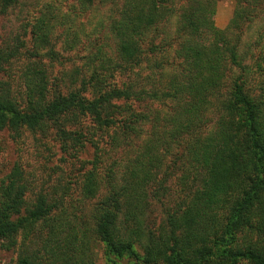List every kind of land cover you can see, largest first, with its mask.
<instances>
[{
  "label": "trees",
  "instance_id": "trees-1",
  "mask_svg": "<svg viewBox=\"0 0 264 264\" xmlns=\"http://www.w3.org/2000/svg\"><path fill=\"white\" fill-rule=\"evenodd\" d=\"M219 1L121 0L110 23L113 58L98 50L95 65L96 56H88V75L65 91L49 83L45 68L60 60L49 42L53 7L46 5L26 23L30 34L22 23L21 37L0 47V130L14 137L50 129L74 153L88 141L81 124L88 119L97 132L110 131L112 143L128 146L130 134L140 130L128 119L134 125L149 121V115L136 114L138 106L166 108L152 114L151 129L119 181L113 166L107 168L102 196L88 173L86 197L96 198L88 225L81 217L70 221L78 217L66 203L45 194L23 209L26 182L18 165L11 168L0 182V247L19 248V234L25 230L26 241L33 238L38 224L45 232L42 250L20 246L15 264H96L90 238L106 264L123 258L134 264H264V60L257 66L256 93L247 90L236 36L246 21L264 14V0H232L234 11L222 31L214 24ZM20 2L0 0V12ZM171 17L178 24L175 40L155 44L150 33ZM173 44L179 66L165 76V85L162 79L161 88L151 83L150 75L129 77L142 56L155 57V69L162 67L156 60ZM15 63L22 68L18 77L10 71ZM230 66L236 72L225 84ZM115 72L127 80L116 85ZM213 109L214 129L204 133V115ZM92 146L98 150L101 142ZM157 203L162 218L153 230L151 206Z\"/></svg>",
  "mask_w": 264,
  "mask_h": 264
},
{
  "label": "rangeland",
  "instance_id": "rangeland-1",
  "mask_svg": "<svg viewBox=\"0 0 264 264\" xmlns=\"http://www.w3.org/2000/svg\"><path fill=\"white\" fill-rule=\"evenodd\" d=\"M121 0H21L20 4L12 10L5 13L0 12V47L6 44H13L14 40L23 33V26H26V32L30 27L32 20L43 11L46 5L54 8L52 13L51 33L49 42L51 47L57 52L59 62L46 63L47 75L49 83L57 84L65 91V88L71 86L74 79L87 76L86 61L87 57L94 58V63L98 65L100 55L98 50L106 52L110 55L112 39L110 34V23L116 18L115 4ZM182 3L180 0L179 4ZM234 11V2L232 0H221L217 3L214 15V24L218 30H224L226 24L231 19ZM172 17L169 23H163L154 32L150 33L149 38L155 44L162 45L166 42L175 40L177 36V21ZM24 23V24H22ZM27 23V24H26ZM239 36L238 55L242 62L247 66L245 76L246 89L252 92L257 91V81L259 72L257 66L263 67L264 60V14H260L257 18L246 21L236 36ZM29 35L24 38L28 40ZM210 36H203L202 40L207 43ZM175 44L168 47L165 56L157 59L156 62L163 65L155 69V57L142 56V62L139 68L131 72L130 78H139L150 75L151 83L162 85L167 83V75L177 72L179 66L178 59L174 56ZM157 58V57H156ZM21 63V62H19ZM15 63L11 67V74L19 76L22 70L20 64ZM157 64V63H156ZM260 65V66H259ZM261 67V68H262ZM260 68V69H261ZM236 72L235 68L230 66V70L225 79V84H229L231 76ZM79 73V76H78ZM113 82L120 85L127 80L124 75L115 72ZM154 74V76H153ZM164 77H159V75ZM138 75V76H136ZM2 74L0 73V78ZM78 76V77H77ZM166 76V77H165ZM146 78L143 79V83ZM18 85L19 81L15 80ZM17 89V88H16ZM19 89V88H18ZM225 87L220 91L223 93ZM170 104V103H168ZM173 105V103H171ZM136 114L149 115V121H140L134 125L132 119H128V125L133 128L140 129L138 132L130 134V142L128 146L112 143L109 132L100 133L95 130L88 119L81 122L83 132L87 136V143L84 148L74 153L66 150L60 140L54 136L49 129L48 131L28 132L23 131L19 137L12 136L7 130H0V182L5 178L7 173L14 165H18L23 173L26 182L25 205L23 209L30 207L35 197L39 194H45L52 200L65 202V208L72 210L78 218L72 217L70 221L77 222L80 217L82 222L89 224V214L91 205L96 198L86 197L85 188L83 187L88 173H93L97 189V197L104 194V174L107 168L113 166L114 175L117 181L121 178L127 161L134 156L137 147L141 145L145 136L151 129L152 114L156 112H164L165 107L156 103L146 105V108L138 106ZM214 109L205 113V122L207 121L203 132L209 133L214 129ZM122 118V114L119 116ZM123 119V118H122ZM115 135V134H114ZM113 135V136H114ZM120 138V134L115 135ZM101 146L98 150L92 145L98 143ZM73 154V155H72ZM167 156L164 165L167 164ZM169 187L173 193L176 191V183L172 180ZM152 212L150 219L154 224L155 230L161 223L162 210L160 204H152ZM150 212V211H147ZM77 219V221H76ZM42 224H38L33 233V238L26 241V235L23 236L22 231L18 236L19 248L25 246L29 252L33 250H42L45 241V232ZM88 243L92 251L91 259L96 264H106L102 255L99 244L94 241ZM25 243V244H24ZM19 248L14 250H4L0 247V264H15ZM44 264V260H42ZM116 264H134L129 258H123L116 261Z\"/></svg>",
  "mask_w": 264,
  "mask_h": 264
}]
</instances>
